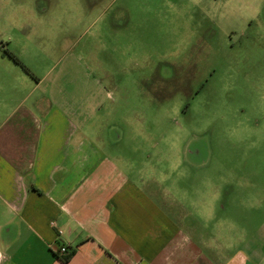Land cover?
<instances>
[{
    "label": "crops",
    "instance_id": "obj_1",
    "mask_svg": "<svg viewBox=\"0 0 264 264\" xmlns=\"http://www.w3.org/2000/svg\"><path fill=\"white\" fill-rule=\"evenodd\" d=\"M3 50L0 264H264V221L247 234L242 210L224 215L198 152L168 164L97 78L27 73Z\"/></svg>",
    "mask_w": 264,
    "mask_h": 264
},
{
    "label": "rangeland",
    "instance_id": "obj_2",
    "mask_svg": "<svg viewBox=\"0 0 264 264\" xmlns=\"http://www.w3.org/2000/svg\"><path fill=\"white\" fill-rule=\"evenodd\" d=\"M0 7V50L38 73L97 78L106 101L112 91L129 103L153 151L176 159L168 164L180 167L198 152L194 165L208 170L224 215L238 221L242 210L247 234H256L264 221V0H0Z\"/></svg>",
    "mask_w": 264,
    "mask_h": 264
},
{
    "label": "trees",
    "instance_id": "obj_3",
    "mask_svg": "<svg viewBox=\"0 0 264 264\" xmlns=\"http://www.w3.org/2000/svg\"><path fill=\"white\" fill-rule=\"evenodd\" d=\"M5 54L12 59L16 64H18L19 66H21L27 73H30L29 69L11 52L6 51ZM72 252L70 254H68L67 256L63 257L64 261H68L69 258L71 257Z\"/></svg>",
    "mask_w": 264,
    "mask_h": 264
},
{
    "label": "built area",
    "instance_id": "obj_4",
    "mask_svg": "<svg viewBox=\"0 0 264 264\" xmlns=\"http://www.w3.org/2000/svg\"><path fill=\"white\" fill-rule=\"evenodd\" d=\"M57 252H58V254L63 255V254H67L68 250H67V247L65 245H62L57 249Z\"/></svg>",
    "mask_w": 264,
    "mask_h": 264
}]
</instances>
